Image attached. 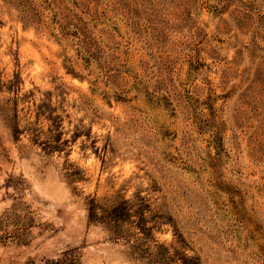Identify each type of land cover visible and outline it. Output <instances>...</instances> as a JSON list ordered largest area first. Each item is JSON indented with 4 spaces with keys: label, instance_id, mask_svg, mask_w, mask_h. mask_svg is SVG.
I'll use <instances>...</instances> for the list:
<instances>
[{
    "label": "rangeland",
    "instance_id": "1",
    "mask_svg": "<svg viewBox=\"0 0 264 264\" xmlns=\"http://www.w3.org/2000/svg\"><path fill=\"white\" fill-rule=\"evenodd\" d=\"M47 91L63 139L90 129L60 153ZM93 196L142 199L200 264H264V0H0V264H142Z\"/></svg>",
    "mask_w": 264,
    "mask_h": 264
},
{
    "label": "trees",
    "instance_id": "2",
    "mask_svg": "<svg viewBox=\"0 0 264 264\" xmlns=\"http://www.w3.org/2000/svg\"><path fill=\"white\" fill-rule=\"evenodd\" d=\"M60 103V99H57L55 103L52 102V94L47 91L40 102L34 104L36 117H43L49 122L45 139L39 141L41 149L46 154L62 152L67 143L75 141L79 136L90 137V129L85 128L79 121L73 124L70 139L62 138L64 134L62 121L65 111ZM11 131L15 139L23 132L19 128L17 119L14 120ZM64 174L69 183L83 178L78 167L65 171ZM86 206L88 221L102 223L112 239H124L129 244L132 257L139 259L142 264H200L198 258L187 255L184 251L187 243L175 226H173L175 242L165 244L155 239L153 232L159 230L161 226L156 221L160 216H156L155 219H153L155 215L146 216L149 208L147 204H143L142 199L138 204H132L130 199H121L109 208H104L93 196L86 199Z\"/></svg>",
    "mask_w": 264,
    "mask_h": 264
}]
</instances>
